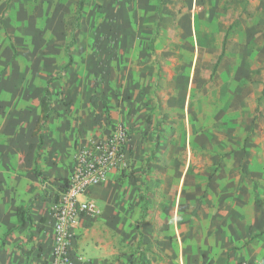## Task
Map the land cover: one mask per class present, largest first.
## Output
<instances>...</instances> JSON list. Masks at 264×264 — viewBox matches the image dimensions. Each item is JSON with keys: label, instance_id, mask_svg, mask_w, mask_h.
Masks as SVG:
<instances>
[{"label": "crops", "instance_id": "crops-1", "mask_svg": "<svg viewBox=\"0 0 264 264\" xmlns=\"http://www.w3.org/2000/svg\"><path fill=\"white\" fill-rule=\"evenodd\" d=\"M35 4L33 0H0L1 44L10 41L7 26L16 23L21 27L15 35L21 42L32 34L26 31L27 25L43 24L42 18L15 15L29 12ZM7 9L14 15L9 13L7 19H1ZM181 23L183 31L178 38L187 41L174 51L176 43L172 40L173 49L161 53L179 57L187 66L184 75L189 87L175 84L174 90H162V79L166 84L167 80L174 83L178 75H162L156 62L158 50L148 55L138 41L116 57L108 83L97 87L99 96H92L90 52L82 61L74 56L72 65L49 85L55 111L39 133L35 131L44 88L51 75L61 69V59L52 63V73L27 68L21 54L15 64L0 68V244L5 232L19 223V206H28L32 218L8 235L0 247V264H49L52 183L71 170L78 140L107 132L119 121L132 130L134 174L137 164L139 169L147 163V191H139L132 176L119 178L116 173L90 187L89 195L101 211L81 216L73 228V254L80 264H237L241 260L264 264V168L258 167L264 163L261 160L257 165L251 158L264 154V147H237L234 136L224 138L221 145L213 133H197L190 126L187 131L172 133V138L180 141L157 145L164 100L176 97L182 101L187 90L191 97L197 81H204L197 67L202 43L197 35L194 39L188 35V20ZM158 25L157 20L150 30L154 34L151 40L157 39ZM8 53L5 45L0 47V60L4 61ZM223 53L224 43L218 58ZM1 61L0 67L4 64ZM222 73L217 74L227 83V91H235L237 87H232L236 81ZM61 87L66 92L77 88L80 93L72 103L60 105L53 95ZM230 96L228 93L223 105L229 103ZM39 134L43 139L40 147ZM141 140L145 142L143 148ZM244 163H248L245 170L253 172V178L237 175V168ZM45 185L50 189H44Z\"/></svg>", "mask_w": 264, "mask_h": 264}, {"label": "rangeland", "instance_id": "rangeland-1", "mask_svg": "<svg viewBox=\"0 0 264 264\" xmlns=\"http://www.w3.org/2000/svg\"><path fill=\"white\" fill-rule=\"evenodd\" d=\"M78 1L33 0L36 4L29 12H15V15L26 14V18H42L43 24L37 27L27 25L26 31L29 30L32 34L21 42L15 37L21 27L16 23L7 26L10 41L6 39L3 41L5 43H0V47L5 45L9 53L4 61L0 60L4 62L0 68L5 70L15 64L21 54L27 62V68H40L52 73L53 62L57 64L61 59L59 68L63 66L67 58L65 47L74 37L75 42L71 46L73 57L82 61L83 56L90 52L91 92L92 96H99L97 87L102 86L105 81L108 83L113 61L140 41L139 44L148 55L158 50L156 62L162 75L174 73L178 75L177 79H181H176L174 83L167 80V84L162 79V90L166 89V93L171 88L174 90L175 84L187 88L188 78L184 75L187 73V66L181 64L179 57L171 58V54L164 57L161 51L170 52L173 49L172 40L176 43L174 51L179 50V43L187 41L186 38L180 40L178 36L183 31L181 22L188 20L191 25L188 35L193 39L197 35L198 42L202 43L201 60L197 67L204 81H197L191 97L187 96V90L182 101L176 97L164 100L166 104L161 107L164 118L157 133V145H171L180 141L172 138V133L187 131L190 126L197 133H213L215 137H219L221 145L226 137L234 136L237 147H264V0H86L77 21V30L73 32L76 21H72V16L76 14ZM10 11L5 10L1 19H7L9 13L14 15ZM157 20V39L151 42L154 34L150 30ZM223 43L224 53L213 72ZM219 72H223V76H230L231 82L233 79L236 81L237 84L232 87H237L235 91H227L228 85L217 74ZM57 74L55 72L51 77ZM59 83L56 81V84ZM79 93L77 88L72 91L67 89L66 92L61 87L54 92L53 99L60 105H68ZM228 93L231 94V100L223 105ZM85 99L88 101L86 97ZM212 114L217 115V118ZM150 120L149 118L148 122ZM203 141L206 145V140ZM144 143L141 140L140 148L144 147ZM251 158L257 165L261 160L264 163L263 153ZM244 164L237 168V175L253 178L254 173L249 174L245 170L248 163ZM138 166L140 165L137 164L136 173L131 178L137 182L139 191L141 189V192H146L148 166L147 163L139 169ZM258 167L264 168V164ZM260 172L262 171L255 173Z\"/></svg>", "mask_w": 264, "mask_h": 264}, {"label": "built area", "instance_id": "built-area-1", "mask_svg": "<svg viewBox=\"0 0 264 264\" xmlns=\"http://www.w3.org/2000/svg\"><path fill=\"white\" fill-rule=\"evenodd\" d=\"M133 150L132 130L122 121L112 123L107 132L91 133L87 139L77 141L71 170L51 186L53 241L49 264H80L73 254V228L81 216L101 211L89 189L109 180L113 173L119 178L133 176ZM43 188L50 189L48 185ZM237 264L257 263L241 260Z\"/></svg>", "mask_w": 264, "mask_h": 264}, {"label": "trees", "instance_id": "trees-1", "mask_svg": "<svg viewBox=\"0 0 264 264\" xmlns=\"http://www.w3.org/2000/svg\"><path fill=\"white\" fill-rule=\"evenodd\" d=\"M86 0H79L78 1V5H77V11H76V14H74L72 16V21H76V24L73 26V29L72 31L75 32L77 30V27H78V20L80 19L81 17V11L83 9V6H84V3H85ZM153 40H151L152 42ZM75 42V38L73 37L72 40L66 45L65 47V52L67 54V57H68V60L67 62L61 67V69L59 70L58 74L54 77H51L48 82H47V85L45 86L44 88V92H43V97L41 99V113H40V116L38 118V124H37V129L35 131V133H39L40 130L44 127L45 123L48 121V119L51 117V115L53 114V112L55 111L53 105H52V99H51V94H50V89H49V85L51 82H53L54 80H56L58 77H59V73L64 71L66 68L70 67L74 61V57L72 55V51H71V46L74 44ZM221 57H222V54L220 55V57L218 58L215 66H214V70H216L217 68V65L218 63L220 62L221 60ZM39 147L40 145L42 144L43 142V139H42V136L41 134H39ZM35 172L38 176L41 175L40 171L38 170V166L35 165ZM142 199H143V207H142V210H143V214L145 213L146 211V204H145V197L144 195H142ZM256 201H259L258 198H256ZM17 214H18V218H19V223L13 227H11L9 230H7L4 234V237H3V240L0 244V247L4 246L6 241H7V238H8V235L15 229L21 227L22 225H24V223L26 221H29L31 222L32 221V218L30 216V212H29V207L27 206H19L17 208Z\"/></svg>", "mask_w": 264, "mask_h": 264}]
</instances>
